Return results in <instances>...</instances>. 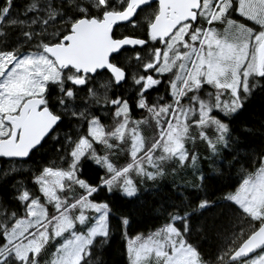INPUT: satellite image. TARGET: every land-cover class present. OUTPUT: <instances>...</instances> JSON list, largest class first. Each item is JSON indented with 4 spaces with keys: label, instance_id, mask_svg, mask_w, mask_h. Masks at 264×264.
<instances>
[{
    "label": "snow or ice",
    "instance_id": "1",
    "mask_svg": "<svg viewBox=\"0 0 264 264\" xmlns=\"http://www.w3.org/2000/svg\"><path fill=\"white\" fill-rule=\"evenodd\" d=\"M0 159V264H264V0H0Z\"/></svg>",
    "mask_w": 264,
    "mask_h": 264
},
{
    "label": "trees",
    "instance_id": "2",
    "mask_svg": "<svg viewBox=\"0 0 264 264\" xmlns=\"http://www.w3.org/2000/svg\"><path fill=\"white\" fill-rule=\"evenodd\" d=\"M6 166L7 164L5 163L1 166V168L6 167ZM160 223H162V221L154 219L150 215L145 213V216L143 217V219L137 225L134 226L133 234H135V231H143V232L151 231L155 227H158ZM118 246H119V241H116L113 247L116 248ZM110 256L112 258H115L114 254H110Z\"/></svg>",
    "mask_w": 264,
    "mask_h": 264
},
{
    "label": "flooded vegetation",
    "instance_id": "3",
    "mask_svg": "<svg viewBox=\"0 0 264 264\" xmlns=\"http://www.w3.org/2000/svg\"><path fill=\"white\" fill-rule=\"evenodd\" d=\"M6 162L3 159H0V168L3 164H5Z\"/></svg>",
    "mask_w": 264,
    "mask_h": 264
}]
</instances>
